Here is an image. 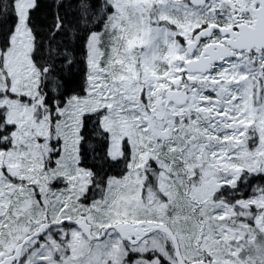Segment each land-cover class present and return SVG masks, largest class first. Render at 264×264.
<instances>
[{
	"label": "snow or ice",
	"instance_id": "obj_1",
	"mask_svg": "<svg viewBox=\"0 0 264 264\" xmlns=\"http://www.w3.org/2000/svg\"><path fill=\"white\" fill-rule=\"evenodd\" d=\"M0 264H264V0H0Z\"/></svg>",
	"mask_w": 264,
	"mask_h": 264
}]
</instances>
